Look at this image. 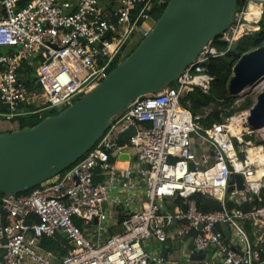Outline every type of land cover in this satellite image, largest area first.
<instances>
[{
	"label": "built area",
	"instance_id": "built-area-1",
	"mask_svg": "<svg viewBox=\"0 0 264 264\" xmlns=\"http://www.w3.org/2000/svg\"><path fill=\"white\" fill-rule=\"evenodd\" d=\"M22 1L0 0V47L10 50L0 55V104L9 105L8 121L61 114L100 85L156 23L153 0ZM241 4L221 38L228 51L261 30L264 0ZM227 52L208 45L163 92L117 115L97 145L61 175L28 193H0V264H172L149 251V242L166 244L174 229L180 240H193L189 254L214 249L223 261L207 264H264L263 159L253 160L244 134H233L232 118L206 128L201 121L208 113L193 115L181 105L195 88L210 92L208 66ZM24 66L31 68L33 90ZM48 111L56 114L45 116ZM131 128L135 134L121 142ZM124 154L131 159L121 160ZM235 174L246 189L234 182L229 193ZM197 194L224 209L200 211ZM228 201L235 207H225ZM246 203L248 211L240 208ZM56 235L69 246L62 257L41 247Z\"/></svg>",
	"mask_w": 264,
	"mask_h": 264
},
{
	"label": "water",
	"instance_id": "water-1",
	"mask_svg": "<svg viewBox=\"0 0 264 264\" xmlns=\"http://www.w3.org/2000/svg\"><path fill=\"white\" fill-rule=\"evenodd\" d=\"M241 1L169 0L148 35L94 90L36 126L0 133V193L16 196L29 192L78 163L97 145L117 115L138 99L163 92L208 45L222 38L234 24ZM263 81L261 47L245 53L235 64L229 93L238 96ZM248 125L253 131L264 128V91L250 110ZM134 134L135 128H131L120 141ZM120 159L131 158L124 154ZM132 160L138 162L137 157ZM234 182L238 191L246 189L243 177L235 174L229 193L235 190ZM2 216L5 219L4 210ZM33 218L29 215L27 224L31 225ZM189 250H194L193 240ZM207 253L188 254L186 263L207 264Z\"/></svg>",
	"mask_w": 264,
	"mask_h": 264
},
{
	"label": "trees",
	"instance_id": "trees-1",
	"mask_svg": "<svg viewBox=\"0 0 264 264\" xmlns=\"http://www.w3.org/2000/svg\"><path fill=\"white\" fill-rule=\"evenodd\" d=\"M153 3L154 9L152 11V16L157 21L165 11L169 0H153ZM241 5L242 4H240L239 7H241ZM137 45L131 50L130 54L137 47ZM213 45L216 46L219 51H228V44L221 40V38L214 41ZM261 47H264V19L261 22V30L259 32H256L251 36L242 38L233 45V47L226 53L225 56L210 63V65L208 66V73L213 78L210 92L207 94L200 88H195L192 92L187 93L181 99V105L191 111L193 115H198L204 114L205 111H207V109H211L213 105L220 106L224 105V103H228L231 98L234 97L230 95L228 86L233 76V68L235 64L245 53ZM24 67L26 69V72L29 73V76L26 77L27 79H29L26 85L30 90H33L34 88H36V86L30 80L31 68H29L28 66ZM26 72L24 71V73ZM8 112L9 105L3 103L0 104V123H12L17 129L33 127L41 122L39 116L33 113L19 116L13 121H8L3 117V114H6ZM54 114H56V111H48L44 113L45 116H51ZM226 119L227 116H223L221 111L214 110L211 111L201 122L207 128L211 127L214 123H223L226 121ZM251 139L252 138L250 136L245 137L246 141H249ZM194 199L197 203L198 209L204 213L222 211L224 209L223 204L212 197H206L202 196L201 194H197L194 196ZM225 207L231 209L235 207V204L232 201H228L226 202ZM240 208L244 211H248L251 209V205L246 203ZM218 228L220 229V227ZM246 229L252 237V230L249 224L246 225ZM225 230L227 232L226 236L229 238L230 231L228 228ZM41 247L47 252H52L58 257H62L67 253V249L69 246L67 241L61 235H56L54 238H44L42 240ZM262 249L264 257V244L262 246Z\"/></svg>",
	"mask_w": 264,
	"mask_h": 264
},
{
	"label": "rangeland",
	"instance_id": "rangeland-1",
	"mask_svg": "<svg viewBox=\"0 0 264 264\" xmlns=\"http://www.w3.org/2000/svg\"><path fill=\"white\" fill-rule=\"evenodd\" d=\"M262 83H264V81ZM262 83L252 89H247L244 93L238 96H234L228 103H224V105H213L211 109H209V111L211 112L214 110H219L221 111L223 116H227V119H233L235 116H239L241 120V123L239 124L240 133L234 134L235 136L241 135V125L245 124L246 122V124L243 126V134L245 137L250 136L252 138L251 140L246 141L252 146V148L250 149L251 156H253L254 159H263L261 163H264V154L261 153L264 152V128L258 131H253L252 128L248 125L250 110L254 107L257 97L262 91L260 90ZM11 124L12 123L8 124V128H11V130H15V125Z\"/></svg>",
	"mask_w": 264,
	"mask_h": 264
},
{
	"label": "crops",
	"instance_id": "crops-1",
	"mask_svg": "<svg viewBox=\"0 0 264 264\" xmlns=\"http://www.w3.org/2000/svg\"><path fill=\"white\" fill-rule=\"evenodd\" d=\"M4 11L2 8H0V17L3 15ZM142 39H137L133 42L132 45V49L140 43ZM10 50L6 47H0V55H4L6 53H8ZM209 114L210 111L209 109H207V111H205L204 114ZM9 125L8 123H0V133L3 132H9V131H15L18 130L17 128L15 130H11V128H8ZM127 164V166L122 167L118 164V167L123 168V169H128L130 167V165ZM139 164L138 162H133L132 161V169L133 170H138L139 169ZM119 231V228L117 226H115L114 228L111 229L112 233H115ZM227 234V232H226ZM149 251L153 252V253H158V254H162L169 263L172 264H187V256L189 254V249L192 246V240H180L179 238L176 237L175 235V229L173 231L170 232L169 235V241L164 244L161 245L159 243H157L155 240L150 241L149 242ZM207 260L210 261L211 263L213 262H221V258L219 256H217L216 252L214 249H212L211 251H209L207 253Z\"/></svg>",
	"mask_w": 264,
	"mask_h": 264
},
{
	"label": "bare ground",
	"instance_id": "bare-ground-1",
	"mask_svg": "<svg viewBox=\"0 0 264 264\" xmlns=\"http://www.w3.org/2000/svg\"><path fill=\"white\" fill-rule=\"evenodd\" d=\"M252 10H253V12L256 11L254 8H253ZM260 88H261L260 90L264 91V90H263V89H264V83H262V85H261ZM262 91H261V92H262ZM231 120H232V123H231V131L233 132V134H239V133H240L239 124L241 123L240 117H239V116H235V117H234L233 119H231ZM245 124H246V122H245ZM245 124H242V125H241V131H242V133H243V126H244ZM242 133H241V134H242ZM252 159L255 160L253 156H252ZM125 166H127V164H122V167H125Z\"/></svg>",
	"mask_w": 264,
	"mask_h": 264
}]
</instances>
